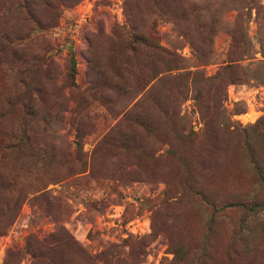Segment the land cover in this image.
I'll list each match as a JSON object with an SVG mask.
<instances>
[{"label":"rangeland","instance_id":"rangeland-1","mask_svg":"<svg viewBox=\"0 0 264 264\" xmlns=\"http://www.w3.org/2000/svg\"><path fill=\"white\" fill-rule=\"evenodd\" d=\"M0 223V264H264V0H0Z\"/></svg>","mask_w":264,"mask_h":264},{"label":"trees","instance_id":"trees-1","mask_svg":"<svg viewBox=\"0 0 264 264\" xmlns=\"http://www.w3.org/2000/svg\"><path fill=\"white\" fill-rule=\"evenodd\" d=\"M135 39L141 45H143L144 48L150 47L148 37H146L144 35H141V36L135 37ZM131 50L134 53L139 52V50L136 47H134V48L131 47ZM156 51H157L158 56L160 58L159 61L161 62V66H163L164 69H166L167 71H171V70H175L176 69V63H177V61L175 59L176 56L167 47H165L163 44L160 43V44H158V46H156ZM201 54L205 55L204 51ZM8 227H9V225L5 226L4 223H0V236L5 233V231L7 230ZM56 243H57V245L60 244L59 242H56ZM36 244H37L36 248H33V251L34 252L37 251L38 255L34 254V257L38 258L40 261H41L42 257L45 256L46 250L47 251H52L55 248V246H52V244L50 242H40V241H38ZM35 264H40V262L35 263Z\"/></svg>","mask_w":264,"mask_h":264},{"label":"built area","instance_id":"built-area-1","mask_svg":"<svg viewBox=\"0 0 264 264\" xmlns=\"http://www.w3.org/2000/svg\"><path fill=\"white\" fill-rule=\"evenodd\" d=\"M245 117V116H244ZM259 116L257 115H254V116H251L249 114L246 115V120H242V122L244 124H247V123H254L257 119H258Z\"/></svg>","mask_w":264,"mask_h":264}]
</instances>
